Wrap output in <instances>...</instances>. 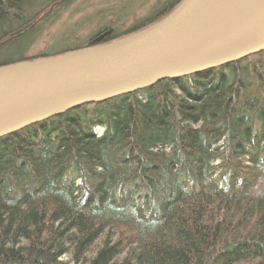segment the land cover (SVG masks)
Masks as SVG:
<instances>
[{"label": "trees", "instance_id": "obj_1", "mask_svg": "<svg viewBox=\"0 0 264 264\" xmlns=\"http://www.w3.org/2000/svg\"><path fill=\"white\" fill-rule=\"evenodd\" d=\"M29 55L73 0H0V66ZM0 264H264V50L0 137Z\"/></svg>", "mask_w": 264, "mask_h": 264}, {"label": "water", "instance_id": "obj_2", "mask_svg": "<svg viewBox=\"0 0 264 264\" xmlns=\"http://www.w3.org/2000/svg\"><path fill=\"white\" fill-rule=\"evenodd\" d=\"M264 50V0H181L151 25L107 43L0 66V137Z\"/></svg>", "mask_w": 264, "mask_h": 264}, {"label": "rangeland", "instance_id": "obj_3", "mask_svg": "<svg viewBox=\"0 0 264 264\" xmlns=\"http://www.w3.org/2000/svg\"><path fill=\"white\" fill-rule=\"evenodd\" d=\"M162 0H73L58 16H51L43 35L28 51L29 55L43 52L50 44H78L109 24L118 31L147 17L154 5Z\"/></svg>", "mask_w": 264, "mask_h": 264}]
</instances>
